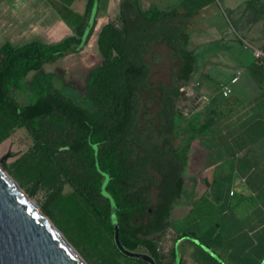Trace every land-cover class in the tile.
<instances>
[{
  "label": "trees",
  "instance_id": "1",
  "mask_svg": "<svg viewBox=\"0 0 264 264\" xmlns=\"http://www.w3.org/2000/svg\"><path fill=\"white\" fill-rule=\"evenodd\" d=\"M96 3L87 0L85 17ZM191 14L175 8L144 10L138 0H121L118 22L104 24L97 35L102 59L88 70L84 93L90 109L57 89L51 74L26 80L45 63L82 50L93 31L85 28V20L54 44L0 47V142L14 129H24L32 141L30 150L41 153L63 177L109 234L114 249L112 207L122 245L148 254L156 264H164L159 238L169 225L171 210L186 194L184 174L191 143L206 130L175 108L179 82L191 79L197 61L188 48L186 20ZM153 44H164L177 62L170 81L156 86L149 80L145 60ZM14 90L29 92L33 102L20 105ZM61 190L57 186L56 195ZM169 264H174L173 255Z\"/></svg>",
  "mask_w": 264,
  "mask_h": 264
},
{
  "label": "crops",
  "instance_id": "2",
  "mask_svg": "<svg viewBox=\"0 0 264 264\" xmlns=\"http://www.w3.org/2000/svg\"><path fill=\"white\" fill-rule=\"evenodd\" d=\"M120 1L97 0L85 17L87 0H0V47L54 44L85 20V28L93 31L83 51L96 45L104 24L118 22ZM138 1L144 10L192 13L186 20L188 45H199L194 53L204 75L230 88L214 103L222 115L200 122L206 130L198 141L209 144L203 154L214 160L201 171L203 193L187 208L178 204L171 210L159 238L160 244L173 241L164 264L172 255L174 264L176 257L179 264H264V67L251 53V47L264 52V0ZM53 61L28 73L26 80ZM51 70L61 76L56 65ZM182 233L188 235L179 238Z\"/></svg>",
  "mask_w": 264,
  "mask_h": 264
},
{
  "label": "rangeland",
  "instance_id": "3",
  "mask_svg": "<svg viewBox=\"0 0 264 264\" xmlns=\"http://www.w3.org/2000/svg\"><path fill=\"white\" fill-rule=\"evenodd\" d=\"M188 48L199 52L197 44H189ZM145 60L149 63V80L154 86L170 81L172 69L177 62L168 47L164 44H153L152 53L147 54ZM100 61L101 56L96 45L92 43L76 54L67 53L58 57L43 67L39 74L53 75V83L57 89L71 97L78 105L90 109L91 104L84 98L86 76L88 70ZM201 64V61H196L191 79L187 83L179 82V86L190 85L194 96L187 97L181 93L175 103L176 110L197 125H200L201 121L214 122L215 118L220 117L222 113L216 111L214 103H220V99L224 98L219 91L220 84L204 75V67ZM55 65L61 71L60 77L51 70ZM12 94L20 105L34 100L27 91L14 90ZM213 95L215 97L212 99ZM204 98L207 101L202 103ZM156 110V105L152 104L151 111L155 113ZM195 140L192 141L191 151L187 154V168L184 174L185 195L188 199L185 195L182 197L177 206L179 209L187 208L190 201L203 193L204 182L201 171L205 164L209 165L214 160L203 154V149L209 148V144L206 146L205 143H200L198 138ZM31 147L32 141L25 130L14 129L0 142V168L27 194L72 249L86 264H136L114 249L109 234L92 213L81 204L63 177L57 175L46 164L41 153L37 150L31 151ZM59 185L62 186V190L59 195H56V187ZM30 190H33L32 194L29 193ZM155 193L156 190L152 188L150 194L153 199ZM172 245L171 239L166 238L162 241L159 250L163 253V263L166 262ZM140 251H142L141 248Z\"/></svg>",
  "mask_w": 264,
  "mask_h": 264
},
{
  "label": "water",
  "instance_id": "4",
  "mask_svg": "<svg viewBox=\"0 0 264 264\" xmlns=\"http://www.w3.org/2000/svg\"><path fill=\"white\" fill-rule=\"evenodd\" d=\"M111 222L113 242L119 253L127 258L156 264L148 254L131 251L122 245L114 207L111 208ZM0 264H86L47 217L35 210L19 186L2 170H0ZM175 264H179L178 257L175 258Z\"/></svg>",
  "mask_w": 264,
  "mask_h": 264
},
{
  "label": "built area",
  "instance_id": "5",
  "mask_svg": "<svg viewBox=\"0 0 264 264\" xmlns=\"http://www.w3.org/2000/svg\"><path fill=\"white\" fill-rule=\"evenodd\" d=\"M245 46L251 47L248 44H245ZM251 53H252L253 58L258 62V64L260 66L264 67V52H262L258 48L251 47ZM236 79H237V77L233 78L231 80V82L236 81ZM220 91H221L222 96H228L230 94V88L227 84L221 85ZM179 92H180V94L181 93L185 94V96H187V97H193L194 96L192 87L190 85L189 86L188 85L180 86ZM206 101H207L206 98H204V101H202V103H205Z\"/></svg>",
  "mask_w": 264,
  "mask_h": 264
},
{
  "label": "bare ground",
  "instance_id": "6",
  "mask_svg": "<svg viewBox=\"0 0 264 264\" xmlns=\"http://www.w3.org/2000/svg\"><path fill=\"white\" fill-rule=\"evenodd\" d=\"M0 170L4 171V170L1 169V168H0ZM4 172H5V171H4ZM21 191H22V190H21ZM22 193H23V195L27 198V200L29 201V203L35 208V210H36L40 215H42L41 211H40L39 208L33 203V201L30 200V199L28 198V196L25 195V193H24L23 191H22Z\"/></svg>",
  "mask_w": 264,
  "mask_h": 264
},
{
  "label": "flooded vegetation",
  "instance_id": "7",
  "mask_svg": "<svg viewBox=\"0 0 264 264\" xmlns=\"http://www.w3.org/2000/svg\"><path fill=\"white\" fill-rule=\"evenodd\" d=\"M184 183H185V181H184Z\"/></svg>",
  "mask_w": 264,
  "mask_h": 264
}]
</instances>
